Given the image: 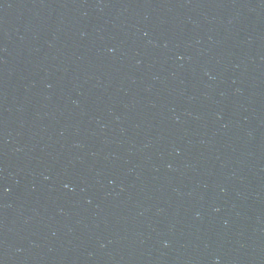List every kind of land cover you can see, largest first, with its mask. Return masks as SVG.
<instances>
[{
    "label": "water",
    "instance_id": "1",
    "mask_svg": "<svg viewBox=\"0 0 264 264\" xmlns=\"http://www.w3.org/2000/svg\"><path fill=\"white\" fill-rule=\"evenodd\" d=\"M0 264H264V0H0Z\"/></svg>",
    "mask_w": 264,
    "mask_h": 264
}]
</instances>
